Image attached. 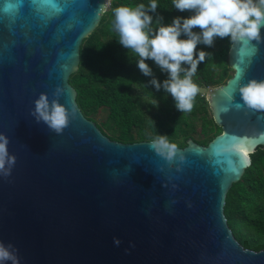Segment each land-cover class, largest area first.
<instances>
[{"label":"water","instance_id":"95a60500","mask_svg":"<svg viewBox=\"0 0 264 264\" xmlns=\"http://www.w3.org/2000/svg\"><path fill=\"white\" fill-rule=\"evenodd\" d=\"M53 3L61 10L41 22L40 0H0V133L15 157L0 175V242L15 249L18 264H264V248L239 243L223 212L227 191L264 146V111L236 107L238 85L264 78V41L242 59L240 42L231 41V76L205 92L220 132L206 144L187 138L176 146L184 160L167 161L152 139L105 134L68 81L107 0ZM57 87L69 111L60 133L31 111Z\"/></svg>","mask_w":264,"mask_h":264},{"label":"trees","instance_id":"16d2710c","mask_svg":"<svg viewBox=\"0 0 264 264\" xmlns=\"http://www.w3.org/2000/svg\"><path fill=\"white\" fill-rule=\"evenodd\" d=\"M137 3L147 5L148 0H111L98 25L82 40L78 68L68 78L76 90V102L89 119L104 109L105 119L101 125L96 123L97 126L104 133V128L107 129L110 138L121 142L151 140L163 134L181 147L198 121L203 138L195 141L206 144L220 132V127L209 114L205 96L198 91L191 111H178L171 95L150 83L152 76L162 81L167 74L148 60L152 76H145L136 66V54L118 42L113 28V9ZM157 14L163 17L164 23H170L173 17L187 16L189 12L172 8L171 0H158L156 13H152L154 29ZM230 43L228 37H217L211 46L197 44V49L211 53L197 65L192 77L198 88L218 84L231 76L227 65ZM154 102L156 109H153ZM210 132L214 135H209ZM250 159L241 178L227 191L223 212L237 241L245 248L259 250L264 248V146H257Z\"/></svg>","mask_w":264,"mask_h":264},{"label":"clouds","instance_id":"9594fccd","mask_svg":"<svg viewBox=\"0 0 264 264\" xmlns=\"http://www.w3.org/2000/svg\"><path fill=\"white\" fill-rule=\"evenodd\" d=\"M172 8L187 10V16H175L170 23H164L159 14L155 17L158 0H148L147 5L137 3L134 6L120 5L113 9V28L118 34V42L127 50H131L138 59L136 66L145 76H152V68L146 62L151 60L166 73L162 81L152 76L150 83L171 95L174 106L180 112L191 111L193 99L199 91L192 77L197 65L211 53L197 49V44L211 46L215 38H224L232 42H240L237 50L242 56L248 45L254 51L256 45L264 41L261 28L264 27V0H171ZM198 29V30H194ZM252 41H256L252 44ZM195 52V54H194ZM237 69V79H239ZM62 89H55L50 100L46 93H40L33 101L31 110L38 120L60 133L67 125L69 111L59 102L57 97ZM239 100L244 107L264 111V78H249L238 85ZM231 100L232 93L225 91ZM74 111V110H73ZM7 138L0 133V175H8L15 162L14 155L7 151ZM153 149L171 161L176 157L183 161L182 152L177 154L176 145L170 143L163 134L151 141ZM114 243H119L114 240ZM0 264H18L15 249L9 244L0 242Z\"/></svg>","mask_w":264,"mask_h":264},{"label":"rangeland","instance_id":"374dc122","mask_svg":"<svg viewBox=\"0 0 264 264\" xmlns=\"http://www.w3.org/2000/svg\"><path fill=\"white\" fill-rule=\"evenodd\" d=\"M107 2H108V9H109L111 0H107ZM108 9H107V10H108ZM228 73H229V75H231V74H232V70H231V69L228 70ZM226 79H227V78H226ZM226 79H224L223 81H221V82L218 83V84H221V83L225 82ZM218 84H214V85H218ZM214 85H210V86H214ZM206 91H207V87H199V93L203 94L204 96H206V93H205ZM154 104H155V102H154ZM156 108H157V104L153 105V109H156ZM209 114H210V116H211V113H210V112H209ZM105 115H106V111H105L104 109H101V110H99L97 113H95V114L93 115V117H92L93 119H92V120H93L95 123H98V124L101 125L102 121L105 119ZM104 131H105V133H106L107 135H110V134H111V133H110L107 129H105V128H104ZM134 132H135V129H134ZM209 135H212V136H213L214 134H213V132H210ZM189 136L192 137L194 140H196V139H202V138H203V135H201V130H200V127H199L198 121H196V127H195V130H194L193 132L190 131Z\"/></svg>","mask_w":264,"mask_h":264},{"label":"snow or ice","instance_id":"6c2138e0","mask_svg":"<svg viewBox=\"0 0 264 264\" xmlns=\"http://www.w3.org/2000/svg\"><path fill=\"white\" fill-rule=\"evenodd\" d=\"M41 10L35 16V19L43 22L49 19L52 15H54V11H60V6L53 3V0H40ZM19 7V3L9 4L5 3L4 11L8 12L9 10H14ZM54 10V11H53ZM15 14V13H14ZM7 18V17H5ZM2 23V21H0Z\"/></svg>","mask_w":264,"mask_h":264}]
</instances>
